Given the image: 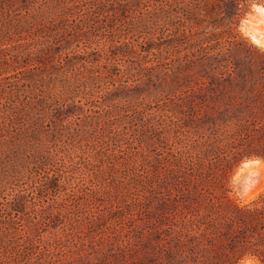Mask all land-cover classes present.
<instances>
[{"label": "rangeland", "instance_id": "rangeland-1", "mask_svg": "<svg viewBox=\"0 0 264 264\" xmlns=\"http://www.w3.org/2000/svg\"><path fill=\"white\" fill-rule=\"evenodd\" d=\"M255 6L230 31L188 0H0V264H212L194 186L264 191L237 162L264 154Z\"/></svg>", "mask_w": 264, "mask_h": 264}, {"label": "trees", "instance_id": "trees-1", "mask_svg": "<svg viewBox=\"0 0 264 264\" xmlns=\"http://www.w3.org/2000/svg\"><path fill=\"white\" fill-rule=\"evenodd\" d=\"M202 1L188 0V22L190 25L192 27L193 25L201 26L203 10L211 9L217 15V22L227 23L226 25H229L228 27L232 31L238 27L241 17L249 11L251 3L255 0ZM208 3L211 5L209 6ZM203 34L207 35L204 40L210 38L206 32ZM252 156L264 158L263 153L253 152L240 156L237 162ZM225 186L223 181L220 182L217 186L218 195H215L214 199L208 200L206 198L197 200L198 195L195 196L197 188L194 186L190 197L191 208L186 206L188 209H192L193 213H185V216L191 218L204 213V216L212 219L213 228L223 247L216 250L212 264H239L250 256L256 257L260 264H264V191L249 202L239 203L228 196Z\"/></svg>", "mask_w": 264, "mask_h": 264}, {"label": "bare ground", "instance_id": "bare-ground-1", "mask_svg": "<svg viewBox=\"0 0 264 264\" xmlns=\"http://www.w3.org/2000/svg\"><path fill=\"white\" fill-rule=\"evenodd\" d=\"M254 10L256 11L255 16L248 15L243 20V23L245 24L244 29L247 35L250 37L251 41L254 44H256L258 47L264 49V7L255 6ZM259 163H260L259 160H252L245 162L243 165L246 167H250V166L258 165ZM240 264H252V262L250 260Z\"/></svg>", "mask_w": 264, "mask_h": 264}, {"label": "water", "instance_id": "water-1", "mask_svg": "<svg viewBox=\"0 0 264 264\" xmlns=\"http://www.w3.org/2000/svg\"><path fill=\"white\" fill-rule=\"evenodd\" d=\"M262 7H264V6H262Z\"/></svg>", "mask_w": 264, "mask_h": 264}]
</instances>
